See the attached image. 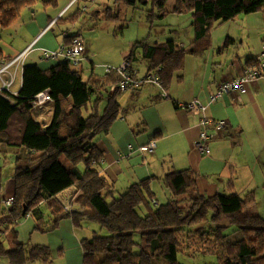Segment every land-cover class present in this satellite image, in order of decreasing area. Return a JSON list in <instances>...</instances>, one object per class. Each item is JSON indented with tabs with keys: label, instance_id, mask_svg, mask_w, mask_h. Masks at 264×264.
Returning a JSON list of instances; mask_svg holds the SVG:
<instances>
[{
	"label": "trees",
	"instance_id": "obj_1",
	"mask_svg": "<svg viewBox=\"0 0 264 264\" xmlns=\"http://www.w3.org/2000/svg\"><path fill=\"white\" fill-rule=\"evenodd\" d=\"M36 1L0 0V25L12 24L25 7H32ZM109 1L103 13L111 10L115 13L107 14L106 19L118 18L116 9L138 3L151 4V18H163L168 11L167 0H113L114 7ZM89 7L84 4L76 13L66 17L63 13L54 24L61 21L74 24ZM172 10L191 12L195 47L187 50L174 39L155 43L137 40L125 59L131 62L135 76L155 72L162 88L167 87L175 72L183 68L188 53H197L203 43L210 42L211 30L217 22L233 20L242 13L264 12V0H175ZM70 31H64L61 44H68L75 35L81 34ZM66 32L69 35H65ZM83 42L86 52L78 64L63 59L47 61L51 62L48 67L23 63L22 86L15 101L0 95V145L23 149V154L17 155L13 175L14 203L8 209L0 208V257H7L14 264L51 259L49 246L31 244L19 238L17 224L22 218L35 214V228L43 232L55 230L63 218H71L76 228L94 221L109 231L106 236L94 234L81 240L83 264H183L178 259V232L191 219H203L210 213L212 224L207 229L219 243H225L221 264H264V217L247 213L245 199L236 192L205 196L189 169L166 173L164 182L171 196L165 203L157 202L150 178L132 183L115 196L114 185L96 169L103 151L94 138L100 132L110 131L120 113L119 95L123 91L118 87L116 72H107L105 78L84 79L81 63L90 56L84 37ZM263 46L264 43L247 67L257 64L256 58ZM139 59L149 65L143 74L134 66ZM263 75L264 72L260 77ZM112 83H115V89L110 91L108 88ZM45 89L50 90L51 100L44 108L49 103L53 106V116L48 123L40 119L42 111L39 110L41 112L37 115L38 109L31 106L34 95ZM103 91L107 93V104L100 113L98 104ZM94 94H98V98L93 103L92 112L85 116L82 110ZM67 106H70L69 110ZM2 185L0 167V190ZM70 186H75L79 192L76 203L88 206L89 211L70 212L58 202L57 194ZM249 199L255 200L254 191ZM43 205L47 206L52 217L48 226L43 223ZM232 224L237 226L241 237L226 239L224 231ZM8 230L11 236L7 235ZM136 234L140 236L139 241L135 240ZM6 237L10 246L5 244ZM136 245L140 247L139 252L134 251Z\"/></svg>",
	"mask_w": 264,
	"mask_h": 264
},
{
	"label": "crops",
	"instance_id": "obj_2",
	"mask_svg": "<svg viewBox=\"0 0 264 264\" xmlns=\"http://www.w3.org/2000/svg\"><path fill=\"white\" fill-rule=\"evenodd\" d=\"M69 1L37 0L32 7H25L12 24L2 28L3 31L10 29L20 32L16 35L17 38H10L8 42L3 41L6 33L2 31L0 60L13 58L31 46L24 64L38 63L48 67L51 62L42 60L45 49L58 48L64 41L63 33L67 29L80 32L84 37L85 25H79L80 18L103 17V10L110 2L100 0L92 3L91 0H80L77 4L69 6ZM84 4L90 5L88 12L83 13L76 23L61 21L48 28L63 11V16L66 17L76 13ZM74 7L76 8L73 10ZM255 13L245 14V19L241 22V28L247 29L248 32L235 29L234 33L228 32L225 38L223 36L218 38L214 37L212 28L210 42L203 43L205 46H200L197 53L187 54L183 68L175 72L167 87L162 88L157 84L148 83L136 89L123 91L119 95L120 119L114 121L108 133L100 132L94 138L103 151L102 160L96 165V169L114 185L115 194L116 190H120V194L132 183L150 178V187L157 202L165 203L168 200L161 202L158 194L160 195L166 186L164 184L166 173L189 169L194 173L198 188L205 196L236 192L245 199L244 210L247 213L262 215L255 207L257 203L255 188L258 187V182L262 181L264 184V75L248 85L246 91L225 93L217 101H210L212 91L224 81L242 75L249 61L261 49V46H253V39L251 40L252 33L264 32V18L257 14L259 12ZM242 14L233 20H238ZM254 16H260V19L256 20L257 17ZM252 29L254 30L251 31ZM194 35L193 27L190 44L176 36L169 39H174L180 46L191 50L195 47ZM245 43L248 47L242 49ZM85 44L89 54L91 50L86 41ZM130 51L131 49L124 54V59ZM84 62L83 60L81 63L82 70ZM134 66L141 74L149 69L148 62L144 59L134 62ZM22 68L23 66H18L13 86L16 92H19L22 86ZM92 77L98 78L94 75ZM108 89L113 91L115 83L110 84ZM162 92L167 93V97H162ZM93 96L86 106V109L90 106L89 113L92 112L95 101ZM101 100L103 101L98 104L100 113L107 104V95H102ZM192 100L203 103L208 116L227 122L224 129L214 132L209 143L210 155H203L193 147V142L198 139L202 127L200 116L189 111L186 106ZM103 102L105 105L101 107ZM52 116L53 106L49 103L46 110L42 111L40 119L48 123ZM152 139L156 141L154 151L137 150L139 146L147 144ZM129 145L134 147L132 151H129ZM13 149L16 156L23 154V149ZM10 191L0 195L13 194L14 189ZM253 191L255 200L251 201L249 195ZM170 196L171 192L168 189L165 197L169 199ZM51 219L52 217L50 221ZM80 230L82 233L85 232L84 227L76 228L71 218L61 219L53 231L43 232L36 229L33 233L35 234L33 242H28L49 246L51 259L28 261L24 264H83L84 251L81 240L92 235L88 232L82 234ZM0 264L14 263L7 257H0Z\"/></svg>",
	"mask_w": 264,
	"mask_h": 264
},
{
	"label": "rangeland",
	"instance_id": "obj_3",
	"mask_svg": "<svg viewBox=\"0 0 264 264\" xmlns=\"http://www.w3.org/2000/svg\"><path fill=\"white\" fill-rule=\"evenodd\" d=\"M111 1V6L114 7L113 0ZM174 3L175 0H167L166 8L168 9V11L166 12V15L163 18H159L158 16L151 18L149 16L152 9L151 4L142 5L139 3L135 6L124 5L120 7V9H116L119 11L118 18L106 19L107 14L114 15L115 12H113V10H111L109 13L107 12V14L104 12V16L100 18L91 19L85 17L83 19V17H81L79 25H85L84 37L87 45L89 46V49L91 50L89 53L90 57L86 58L84 60L85 62L83 63L84 79H87L92 75L101 78L108 77L106 67H116L125 62L124 54H126V52H128L132 48L133 43L137 40L145 39L147 42L154 43L156 41L163 42L171 38L172 36H176L178 38H181L186 44H190L189 42H191L190 40L192 38L193 28L191 25V12H174L172 10ZM75 8L76 7H74L73 10ZM63 13L64 11L61 14ZM154 13L157 12L154 10ZM252 14L254 15L256 13ZM257 14L261 15L264 18V12H259ZM244 17L245 14L243 13L242 16L238 18V20L217 22L213 27L214 37H226L229 34L228 32L234 33L235 29H239V31L242 32H248L247 29H242L240 26L242 24V20L245 19ZM254 18L258 20L260 19V16H254ZM2 28L3 27H1L0 25V35L3 31ZM175 30L178 31L175 32ZM253 30L254 29H252L251 31ZM19 32L10 29L3 31V33H6L5 37L3 38V41L7 40L8 42H10V38H17L16 35ZM251 40L253 46H262L264 42V32L263 34L252 33ZM247 47V43H245L241 48L246 49ZM92 60L93 62H91ZM21 63L22 61L20 63H16L12 67L13 69L11 67L8 68V70L5 72L7 74L6 77L8 76V79L11 77V79H14V82H16L18 65L20 64L19 66L21 67ZM2 80L7 81L0 75V86ZM102 95H107V93L103 91L101 96ZM94 98L96 100L98 96L94 94L93 99ZM103 100H101L100 102H102ZM104 105V102L101 103V107H104ZM69 109V106H67V110ZM43 110H46V108H43ZM82 111L83 115L87 116L90 111V106L88 109L84 107ZM40 112L41 111L38 110L36 114L38 115V113ZM117 119H120V115ZM3 148H5V150H2ZM13 151L15 150L11 147L0 145V167L2 169L3 174V185L0 191L1 194H6V192H8L9 190H11L10 192H12L14 189L13 172L15 169L17 156L13 154ZM261 182H258L259 185L255 188L257 194V203L255 207L264 216V184ZM74 190L75 192H73ZM69 191H71V194H75V198H77V196L79 195V192L77 191V188L75 186L67 187L66 189L62 190L60 194L58 193L59 197H57V199H60L58 200V202L64 207V209H66V205H69L68 202L64 200V198L70 195ZM158 191L161 192L160 190ZM119 192L120 190H116L115 196L119 195ZM165 192L168 193V189L166 188V186H164V191L160 195L158 194L161 202H164L163 200H168L165 197ZM63 195H65L64 198L62 197ZM4 196H12V194ZM80 207L85 212L90 210L88 206L81 203ZM140 210L141 213L144 214V208L141 207ZM69 211L73 212L72 209H70ZM41 212L43 215V223L49 222L51 214L47 206L43 205L41 207ZM250 212L252 211L250 210ZM210 218V213L207 214L203 219L193 218L188 222L185 228L178 232V239L180 242L178 259L183 264H221L222 252H224L223 248L225 246V243H219L217 239L212 236V231H209L207 229L209 225L212 224L211 220H209ZM36 224L37 219L35 217V214L30 217L22 218L17 224L20 239L25 242L29 241L32 243L33 238L35 237V234L33 233L36 230ZM83 227L85 230L84 233L88 232L90 235L98 234L106 236L109 234V231L106 228L102 227L98 222H87L83 225ZM80 233H82L81 230ZM224 233L227 235L226 239L234 240L241 237V232L237 229V226L234 224L230 225L227 229H225ZM7 235L11 236L9 230ZM139 238V234H136L135 240L139 241ZM5 244L8 246L11 245L10 240L7 237L5 238ZM134 251H140L139 245H136L134 247Z\"/></svg>",
	"mask_w": 264,
	"mask_h": 264
},
{
	"label": "built area",
	"instance_id": "obj_4",
	"mask_svg": "<svg viewBox=\"0 0 264 264\" xmlns=\"http://www.w3.org/2000/svg\"><path fill=\"white\" fill-rule=\"evenodd\" d=\"M76 1L77 0H71L69 6L74 4ZM95 1L97 0H93V2ZM86 9L87 7L85 6L84 10ZM55 20L50 23L48 28L54 25ZM65 35H69V32H66ZM30 49L31 46L26 48L22 53H20L19 55L13 58L0 61V75L1 77L7 80V81L2 80L1 82L0 95L6 97L12 102L15 101V96H17L18 92H14L12 87L15 83L14 79H11V77L8 79V76L6 77L7 74L5 72L8 70V68L10 67L12 68L16 63H20L21 61H22L21 66H23L24 59L28 54V52L30 51ZM85 52L86 49L84 46L83 37L81 34H77L72 38V40L68 44H61L58 48L53 50L45 49L42 60L56 61L59 59H63L73 64H78L83 59ZM256 60H257L256 62L257 64L247 67L242 75L236 78L228 79L223 83H221L220 85H218L214 89V91H212L210 96V101L211 102L217 101L225 93L246 91L248 85L256 82L264 72V46H263V50L257 55ZM131 66H132L131 62L125 60V62H123L119 66L106 67L107 72H116L119 75L118 87L122 91L135 89L147 82L160 85V81L158 80V77L155 72L153 71L147 72L143 76L138 77L133 75L135 70H133L132 73ZM162 95L167 97V93L165 92L162 93ZM49 100H51L50 90L45 89L34 95L31 101V106L35 109L42 111L46 102H48ZM186 106L189 109V111H191L194 114H198L200 116V124L202 127L198 139H196L193 142V147L201 154L210 155L209 143L214 135V132L217 130L224 129L227 126V122L225 120H216L208 116L206 114V106L198 100H192L189 103H187ZM155 147H156V141L152 139L147 144L139 146L137 150L140 152H152L155 150ZM133 149L134 147L132 145H129V151H132ZM69 192L70 195H68ZM69 192L67 193L68 196L66 198H64L65 195L62 196L64 200H66L69 204L68 206L66 205V210L69 211L70 209H72L73 211H83L80 205L75 203L76 200L75 194L74 193L71 194V191ZM73 192H75V190ZM59 194H57V197H59ZM58 200L60 199L58 198ZM13 203L14 200L12 196L0 195V208L4 207L8 209L12 207Z\"/></svg>",
	"mask_w": 264,
	"mask_h": 264
}]
</instances>
